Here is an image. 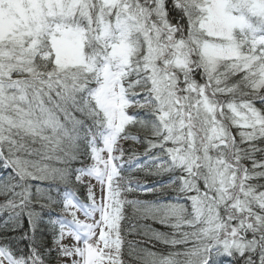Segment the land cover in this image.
Masks as SVG:
<instances>
[{"label":"snow or ice","instance_id":"6c2138e0","mask_svg":"<svg viewBox=\"0 0 264 264\" xmlns=\"http://www.w3.org/2000/svg\"><path fill=\"white\" fill-rule=\"evenodd\" d=\"M0 264H264V0H0Z\"/></svg>","mask_w":264,"mask_h":264},{"label":"rangeland","instance_id":"374dc122","mask_svg":"<svg viewBox=\"0 0 264 264\" xmlns=\"http://www.w3.org/2000/svg\"><path fill=\"white\" fill-rule=\"evenodd\" d=\"M92 184L95 186V191H96V194H97V196L99 197V195H100V185L96 182V181H92ZM82 195H81V199H83L84 198V195H85V192H86V190L85 189H83L82 188ZM77 216L81 219V220H84L85 219V217L83 216V213L82 212H78L77 213ZM87 222H90V221H87ZM65 243H74V241H72L70 238H65V241H64Z\"/></svg>","mask_w":264,"mask_h":264},{"label":"trees","instance_id":"16d2710c","mask_svg":"<svg viewBox=\"0 0 264 264\" xmlns=\"http://www.w3.org/2000/svg\"><path fill=\"white\" fill-rule=\"evenodd\" d=\"M82 192H83V191H82V189H81L80 196L82 195ZM82 196H83V195H82ZM130 238H131V237H130ZM126 259H127V257H126Z\"/></svg>","mask_w":264,"mask_h":264}]
</instances>
